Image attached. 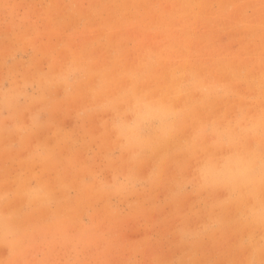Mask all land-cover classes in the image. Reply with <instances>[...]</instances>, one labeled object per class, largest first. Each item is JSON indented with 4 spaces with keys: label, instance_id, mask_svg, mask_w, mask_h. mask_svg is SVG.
Wrapping results in <instances>:
<instances>
[{
    "label": "rangeland",
    "instance_id": "obj_1",
    "mask_svg": "<svg viewBox=\"0 0 264 264\" xmlns=\"http://www.w3.org/2000/svg\"><path fill=\"white\" fill-rule=\"evenodd\" d=\"M0 264H264V0H0Z\"/></svg>",
    "mask_w": 264,
    "mask_h": 264
}]
</instances>
